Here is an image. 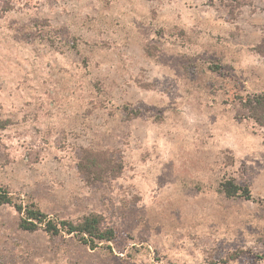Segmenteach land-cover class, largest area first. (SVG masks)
I'll return each mask as SVG.
<instances>
[{
	"label": "rangeland",
	"instance_id": "1",
	"mask_svg": "<svg viewBox=\"0 0 264 264\" xmlns=\"http://www.w3.org/2000/svg\"><path fill=\"white\" fill-rule=\"evenodd\" d=\"M262 91L264 0H0V184L116 232L93 248L4 205L0 264H264V127L239 102ZM85 149L121 174L85 179Z\"/></svg>",
	"mask_w": 264,
	"mask_h": 264
},
{
	"label": "trees",
	"instance_id": "2",
	"mask_svg": "<svg viewBox=\"0 0 264 264\" xmlns=\"http://www.w3.org/2000/svg\"><path fill=\"white\" fill-rule=\"evenodd\" d=\"M239 102L241 107L247 111L248 116L259 126L264 127V91L242 96L239 98ZM79 170L88 181H102L118 177L123 170V164L112 159L108 151L85 149L79 162ZM222 189L228 198L239 197L250 201L256 200L248 186H241L234 180L225 181L222 184ZM4 205L14 206L23 215L20 228L25 231L33 232L43 227L47 233L57 235L63 230L68 234H74L93 248H97L100 243L112 242L116 238L115 230L104 226V218L100 214L86 215L77 222L52 218L39 209L15 203L10 191L0 184V207ZM238 257V252H233L226 261L236 260ZM155 260L156 264H161V259L157 254Z\"/></svg>",
	"mask_w": 264,
	"mask_h": 264
}]
</instances>
